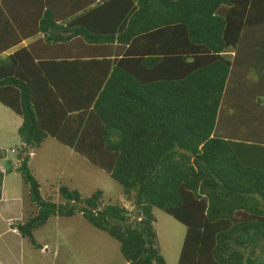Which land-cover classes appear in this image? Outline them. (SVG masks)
<instances>
[{"label":"trees","instance_id":"1","mask_svg":"<svg viewBox=\"0 0 264 264\" xmlns=\"http://www.w3.org/2000/svg\"><path fill=\"white\" fill-rule=\"evenodd\" d=\"M14 3L0 0V103L22 118L16 170L37 210L22 237L43 248L37 229L80 214L128 264H167L157 207L186 227L178 264H264V0H94L59 23L45 10L47 43L92 50L56 59L6 54ZM47 137L119 182L134 211L61 174L60 202L45 198L29 160Z\"/></svg>","mask_w":264,"mask_h":264},{"label":"rangeland","instance_id":"2","mask_svg":"<svg viewBox=\"0 0 264 264\" xmlns=\"http://www.w3.org/2000/svg\"><path fill=\"white\" fill-rule=\"evenodd\" d=\"M0 116L9 120L6 129H14L12 136L2 138L1 142L8 150L19 147L15 130V119L19 117L1 105ZM33 161L32 175L37 176L40 181L45 198L51 195L52 201L60 202L57 176L61 171L62 176L74 178L70 181L73 185L70 187L77 188L83 196H89L96 189H101L104 192L105 204L114 203L134 211L132 201L123 195V187L119 182L86 159L74 154L53 137H47L42 146L37 148ZM8 166L10 165L7 164L9 169ZM55 172L57 174L51 176V173ZM18 173L17 170H12L8 175L23 180ZM23 193L25 197V189ZM25 209L27 217L37 213L36 208L30 205L28 196ZM153 214L156 218L154 228L161 254L167 264H178L186 227L157 207L153 208ZM34 234L43 248L35 249L31 241L26 239L25 264H128L120 253L118 241L107 232L95 228L80 214L71 217L54 215Z\"/></svg>","mask_w":264,"mask_h":264},{"label":"crops","instance_id":"3","mask_svg":"<svg viewBox=\"0 0 264 264\" xmlns=\"http://www.w3.org/2000/svg\"><path fill=\"white\" fill-rule=\"evenodd\" d=\"M93 1L94 0H15L14 4H7L6 7L9 12L8 17L10 16V19L7 21L10 22L8 28L13 32L11 40H17V43L13 42L16 43V45L11 47V51H6V54L23 46L31 47L33 51L31 53L35 58L56 59V57H71V52L68 51H72V56L79 52L84 55L92 51L90 47L85 45L80 47L73 45V47L72 45L59 46L47 43L45 41L46 31L44 27H46L48 23L44 22V12L45 10L50 11L59 23L65 17L68 19L72 18L78 11L87 8L89 2ZM41 7H43V9ZM11 8L12 11H10ZM12 15L13 17H11ZM64 52L67 53L64 55ZM0 105L7 111L10 110L3 104L0 103ZM17 116L19 118L15 119V130L18 135L17 130L22 124V118L19 115ZM4 118L5 117L0 116V134H2V136H0V264H25L24 260L27 242L26 238H23L20 234L16 225L25 221L27 218L25 202L28 196V188L24 180H17L8 175L9 171L12 172V170H16L20 163L17 152L21 148L22 141L18 135L17 142H19V147L10 150L5 148V144L1 142V139L11 137L14 129H6L9 120ZM36 151L37 149L33 150L30 155L29 165L31 169ZM7 164L10 165L8 166L9 169L7 168ZM55 174H57V172L51 173V176ZM59 174H61V171ZM67 178H70V180H68L69 182L74 179L73 177ZM71 186L73 185L71 184ZM24 189L26 190L25 197L23 193Z\"/></svg>","mask_w":264,"mask_h":264}]
</instances>
